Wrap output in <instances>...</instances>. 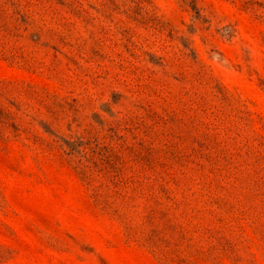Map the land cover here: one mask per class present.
<instances>
[{
	"label": "rangeland",
	"instance_id": "1",
	"mask_svg": "<svg viewBox=\"0 0 264 264\" xmlns=\"http://www.w3.org/2000/svg\"><path fill=\"white\" fill-rule=\"evenodd\" d=\"M0 264H264V0H0Z\"/></svg>",
	"mask_w": 264,
	"mask_h": 264
}]
</instances>
